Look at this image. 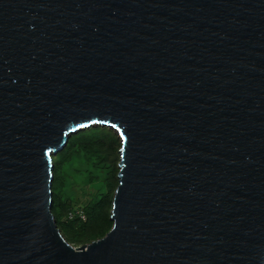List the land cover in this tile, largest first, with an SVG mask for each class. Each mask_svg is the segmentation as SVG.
Returning a JSON list of instances; mask_svg holds the SVG:
<instances>
[{
	"label": "water",
	"instance_id": "water-1",
	"mask_svg": "<svg viewBox=\"0 0 264 264\" xmlns=\"http://www.w3.org/2000/svg\"><path fill=\"white\" fill-rule=\"evenodd\" d=\"M94 127L114 225L76 248L54 158ZM0 264H264V0H0Z\"/></svg>",
	"mask_w": 264,
	"mask_h": 264
},
{
	"label": "trees",
	"instance_id": "trees-1",
	"mask_svg": "<svg viewBox=\"0 0 264 264\" xmlns=\"http://www.w3.org/2000/svg\"><path fill=\"white\" fill-rule=\"evenodd\" d=\"M120 149L121 140L114 131L94 127L74 135L54 158L53 214L65 239L76 248L104 238L113 228ZM74 182L95 189L89 199L74 198ZM77 209L82 210L85 219Z\"/></svg>",
	"mask_w": 264,
	"mask_h": 264
},
{
	"label": "rangeland",
	"instance_id": "rangeland-1",
	"mask_svg": "<svg viewBox=\"0 0 264 264\" xmlns=\"http://www.w3.org/2000/svg\"><path fill=\"white\" fill-rule=\"evenodd\" d=\"M108 129V128H107ZM110 130V129H109ZM69 173H73V172H69ZM73 186H74V190L76 192V195H75V199L81 201V200H87L90 198V195L94 192V188L92 186H90L89 184H83V185H79V184H76L75 182L73 183ZM82 206V205H81ZM79 205V207H81Z\"/></svg>",
	"mask_w": 264,
	"mask_h": 264
},
{
	"label": "built area",
	"instance_id": "built-area-1",
	"mask_svg": "<svg viewBox=\"0 0 264 264\" xmlns=\"http://www.w3.org/2000/svg\"><path fill=\"white\" fill-rule=\"evenodd\" d=\"M77 214L80 215L82 219H85V216H83V214H82V210L77 209Z\"/></svg>",
	"mask_w": 264,
	"mask_h": 264
}]
</instances>
